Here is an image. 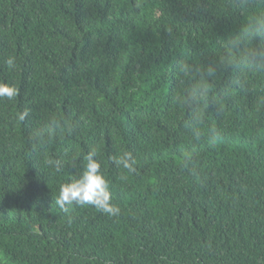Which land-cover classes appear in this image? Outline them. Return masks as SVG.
<instances>
[{"label": "trees", "instance_id": "trees-1", "mask_svg": "<svg viewBox=\"0 0 264 264\" xmlns=\"http://www.w3.org/2000/svg\"><path fill=\"white\" fill-rule=\"evenodd\" d=\"M262 17L264 0H0L18 90L0 98V264H264ZM92 149L118 215L57 203Z\"/></svg>", "mask_w": 264, "mask_h": 264}, {"label": "clouds", "instance_id": "clouds-1", "mask_svg": "<svg viewBox=\"0 0 264 264\" xmlns=\"http://www.w3.org/2000/svg\"><path fill=\"white\" fill-rule=\"evenodd\" d=\"M257 32L264 31V17L257 18L254 24ZM254 58L264 59V51L253 54ZM14 58H9L7 64L14 65ZM17 88L8 83H0V98L13 99L17 95ZM207 89L201 91L205 96ZM95 149L90 150L85 156L86 164L82 173L70 182L63 183L59 187L57 203L63 208L74 204L81 206H94L97 210L111 216L119 214V207L112 201V193L108 180L101 170V163L96 158ZM115 163L122 165L129 171H134L136 160L131 152H126L116 158Z\"/></svg>", "mask_w": 264, "mask_h": 264}]
</instances>
